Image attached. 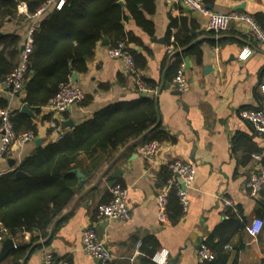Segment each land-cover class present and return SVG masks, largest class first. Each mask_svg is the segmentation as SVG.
Returning a JSON list of instances; mask_svg holds the SVG:
<instances>
[{"label": "crops", "instance_id": "0c3cea01", "mask_svg": "<svg viewBox=\"0 0 264 264\" xmlns=\"http://www.w3.org/2000/svg\"><path fill=\"white\" fill-rule=\"evenodd\" d=\"M154 3V12L145 13L153 22V35L145 33L129 15L123 25L141 41L130 45L146 60L140 76L159 85L164 83L153 96L158 104L160 124L172 140L161 142L151 162L139 152L148 132L114 150L99 151L93 157L79 156L75 169L84 175V183L81 188L75 187L73 198L53 217L45 236L41 237L37 231H21L11 236L1 226L4 239H12L15 248L0 257V264H41L43 249L51 251L57 259H67L69 264H101L81 248L80 234L87 227L105 241L112 264H159L147 256L146 250L152 249L148 242L157 243L153 254L167 251V261L163 264H203L197 260V247L209 238L210 246H216L220 255L226 257L224 264H264V225L255 238L240 227L254 217L264 221V186L255 196L244 187L258 164L252 155L264 154V135L257 134L238 115L244 108H259L264 112V93L260 89L264 84V51L241 24L230 23L226 29L212 33L202 13L186 10L173 1L154 0ZM204 3L214 12L245 11L252 16L261 13L264 23V0H204ZM242 3L245 8L237 10L235 7ZM171 19L177 24L172 31L186 26L193 44L201 50L200 61L194 54L185 57L189 59V69L184 72L188 84L185 92L178 91L172 81H165L170 63L165 37ZM28 27L29 18L17 13L4 23L0 32L18 34L21 47ZM152 37L162 38L164 43L153 42ZM100 42L88 61L87 72L75 73V85L90 100L84 105L75 103L59 114L57 120L61 126L68 119L77 125L107 106L142 97L121 61L107 55L111 40L107 46ZM244 49L251 50V54L240 59ZM206 66L211 69L206 71ZM22 97V92L17 95L0 91V99L6 100L13 110L20 111L24 104ZM49 119L41 110L35 114L34 140L14 143L8 156L0 160V174L16 169L38 146L52 141ZM35 140H40V144ZM174 159L192 164L195 179L187 189L188 210L177 221L161 224L156 194L163 185L165 171L169 173L167 164ZM8 160H14V165L10 166ZM116 170L120 172L115 174ZM114 184L128 189V220L96 216L97 207L110 199L109 189ZM230 213L236 215L237 222L229 221ZM17 249L24 252L19 260L13 257ZM211 250L216 257L217 253Z\"/></svg>", "mask_w": 264, "mask_h": 264}, {"label": "trees", "instance_id": "16d2710c", "mask_svg": "<svg viewBox=\"0 0 264 264\" xmlns=\"http://www.w3.org/2000/svg\"><path fill=\"white\" fill-rule=\"evenodd\" d=\"M46 1L0 0V29L17 14L19 3L26 4L30 15ZM119 1L65 0L60 9L53 7L42 15L32 33V49L19 91L23 93L22 103L27 104L35 114L56 93L61 83L69 81L72 73L87 72L88 61L104 36L111 40L110 46L123 41L133 57L136 69L140 72L144 68L145 57L130 47L131 44H139L141 41L132 32L125 30L123 22L129 15L145 33L153 35V22L145 13L154 12V0H122L123 5ZM253 17L264 29L262 14L257 13ZM26 18L28 19L27 16ZM176 27L175 19H171L165 38L166 45L172 44L175 50L171 55L166 53L170 63L166 68L165 81H172L186 56L194 54L198 61L201 59V50L198 45L193 44L189 29L183 25L173 32L172 28ZM20 45L21 38L18 34L0 35V82L18 64ZM140 78L145 85L152 88L160 89L164 85L141 76ZM89 100L90 98L85 97L80 103L84 105ZM6 105L8 102L0 99V108ZM11 121L16 135L27 131L35 132L34 120L19 110H14ZM145 132L148 135L144 143L151 140L160 143L163 140H172L160 124L156 98L149 94L137 100L117 102L98 110L90 118L68 129L60 140L38 146L21 160L16 169L0 174V225L11 236L21 231H37L41 237L45 236L53 217L74 196L78 178L73 170L78 164L79 156L93 157L99 151L114 150ZM17 170L24 172L25 176H17ZM170 177V171H165L162 184ZM167 212L172 222L182 215L174 189L168 193ZM229 221L237 222L234 213H230ZM244 226L245 224H240V227ZM208 240L205 244L210 246ZM147 244L152 246L151 250H146L147 256L151 257L157 243ZM210 247L217 253L216 257L203 264H224L226 257L220 255L216 246ZM23 255L24 252L20 249L13 252L15 260ZM146 260L148 263L149 260Z\"/></svg>", "mask_w": 264, "mask_h": 264}, {"label": "built area", "instance_id": "2783aa9c", "mask_svg": "<svg viewBox=\"0 0 264 264\" xmlns=\"http://www.w3.org/2000/svg\"><path fill=\"white\" fill-rule=\"evenodd\" d=\"M173 1L191 11L202 13L207 18L208 28L214 32H219L228 27L230 23H238L243 25L248 34L256 41L258 47L264 51V29L255 20V18L245 11H231L228 13L214 12L208 9L203 0H165ZM65 0H47L33 14H28L25 3L17 5V13L26 15L29 18V27L23 44V50L20 53V60L13 70L6 76L3 82H0V91L7 90L12 94L21 90L23 85L24 73L27 66L28 55L32 49V33L38 25L42 15L50 8L60 9ZM171 41L173 38L171 37ZM172 44L166 45V53L169 55L174 53ZM107 55L121 61L124 71L133 77L134 84L138 92L155 95L158 87H149L145 85L140 78L139 71L136 69L132 55L127 50L126 44L121 41L114 46L106 49ZM251 54V50L244 49L240 54V59H245ZM184 64L177 69L172 79L174 87L185 92L188 89L186 77L184 75ZM264 93V84L260 86ZM85 98L84 92L75 83L70 80L63 82L58 86L56 93L42 106L40 110L48 114V129L52 141L60 140L66 133V129L62 128L57 117L59 114L67 111L73 104L80 103ZM14 114L13 108L8 104L0 108V160L8 156L14 143L24 144L26 141H33L34 132L27 131L15 134L13 123L11 121ZM238 115L241 119L248 122L253 130L264 135V112L258 108L240 109ZM161 143L157 140H151L143 143L139 152L143 159L152 161L153 157L159 150ZM253 158L258 161L255 170L247 177L244 187L250 195L255 196L264 186V154L254 153ZM168 170L172 176L159 188L156 194L158 220L161 224L170 222L167 212L168 193L171 189L175 190L179 200L182 213H185L189 207V198L187 189L192 185L195 179V169L192 164L174 159L167 164ZM181 183L185 187H182ZM110 199L106 203H102L97 207V218L106 220H128L130 218V210L128 207L127 197L128 189L121 184H114L110 187ZM230 204V201H226ZM264 221L259 217L252 218L244 226V231L250 237H257L263 228ZM5 238L3 229L0 225V242ZM81 248L89 257L98 260L101 264H106L112 258L111 252L105 244V241L99 239L95 230L87 227L81 231ZM226 247H230L227 245ZM151 259L159 264L167 261V251L156 252ZM215 259L214 252L209 246L201 242L197 247V260L200 263L209 262ZM41 264H69L67 259H57L54 254L43 249Z\"/></svg>", "mask_w": 264, "mask_h": 264}, {"label": "water", "instance_id": "95a60500", "mask_svg": "<svg viewBox=\"0 0 264 264\" xmlns=\"http://www.w3.org/2000/svg\"><path fill=\"white\" fill-rule=\"evenodd\" d=\"M120 5H123V1L120 0L118 2ZM245 3H242L241 5H238L237 7H235L237 10H243L245 7ZM207 7V6H206ZM209 8V6L207 7ZM186 10H189L186 8ZM0 35H2V33L0 32ZM151 41L153 42H160V43H164V39L162 38H156V37H152L151 38ZM101 45L103 46H107L109 45V39L105 38V37H102L101 39ZM23 50V46L20 47V52H22ZM184 69H189V59L188 58H185L184 59ZM208 69H211V66H206L205 67V70L207 71ZM72 83H75L76 80H77V75L75 73H72L71 76H70V79H69ZM17 95H19V92L16 93ZM141 96L142 97H145L147 96L146 93H141ZM20 112L24 113V114H27L28 116H30L32 119L35 118V114L33 113V111L30 109V107L27 105V104H23L20 108ZM73 121L71 119H68V120H65L62 122V128L64 129H67V128H71L73 127ZM26 142H29V141H26ZM40 140H35V143L36 144H40ZM8 163L10 166L14 165L15 161L14 160H8ZM73 172L76 174L77 178H78V184H77V188H81L83 183H84V175L81 173V171L79 169H74ZM120 170H116L115 174L116 173H119ZM16 175L17 176H25L24 172H22L21 170H17L16 171ZM182 187H185L183 183H181ZM15 248V244L13 242L12 239L10 238H6L4 239L3 241V244H2V248H1V251H0V257H4L6 256L11 250H13ZM97 262H99L98 260H96Z\"/></svg>", "mask_w": 264, "mask_h": 264}]
</instances>
